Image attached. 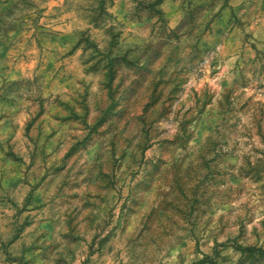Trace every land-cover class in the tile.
I'll return each mask as SVG.
<instances>
[{"label": "clouds", "instance_id": "clouds-1", "mask_svg": "<svg viewBox=\"0 0 264 264\" xmlns=\"http://www.w3.org/2000/svg\"><path fill=\"white\" fill-rule=\"evenodd\" d=\"M6 20L0 264H264V0Z\"/></svg>", "mask_w": 264, "mask_h": 264}, {"label": "rangeland", "instance_id": "rangeland-1", "mask_svg": "<svg viewBox=\"0 0 264 264\" xmlns=\"http://www.w3.org/2000/svg\"><path fill=\"white\" fill-rule=\"evenodd\" d=\"M193 0H188L189 5H191ZM27 5V0H0V29L7 30V28H14L16 25L8 22L6 17L11 16L13 12ZM204 3L197 4L196 7H203ZM151 7V5H150ZM11 85L5 86V91H7Z\"/></svg>", "mask_w": 264, "mask_h": 264}]
</instances>
